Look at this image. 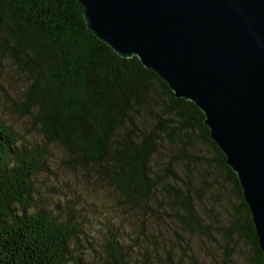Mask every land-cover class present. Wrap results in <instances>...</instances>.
Wrapping results in <instances>:
<instances>
[{
	"label": "trees",
	"instance_id": "trees-1",
	"mask_svg": "<svg viewBox=\"0 0 264 264\" xmlns=\"http://www.w3.org/2000/svg\"><path fill=\"white\" fill-rule=\"evenodd\" d=\"M0 59L25 77L18 112L40 133V141H32L0 117V264H65L82 232L74 212L33 205L34 182L49 173L48 145L64 150L67 170L112 189L125 208L154 211L153 204H162L180 232L211 238V225H203L196 211L199 192L185 148L191 137L212 150L210 165L226 176L240 201L243 224L233 222L223 237L251 245L254 256L245 264H264L237 176L211 139L203 112L176 99L137 57L122 58L99 41L76 0H0ZM145 115L154 122L147 132L138 127ZM164 141L175 154L158 169L153 159ZM176 165L184 167L183 177L172 169ZM201 180L200 188H208ZM119 233L107 230L103 264H189V246L178 231L176 247L161 249L146 233L141 236L148 244L139 236L127 243Z\"/></svg>",
	"mask_w": 264,
	"mask_h": 264
},
{
	"label": "water",
	"instance_id": "water-1",
	"mask_svg": "<svg viewBox=\"0 0 264 264\" xmlns=\"http://www.w3.org/2000/svg\"><path fill=\"white\" fill-rule=\"evenodd\" d=\"M88 29L204 114L264 260V0H76Z\"/></svg>",
	"mask_w": 264,
	"mask_h": 264
},
{
	"label": "rangeland",
	"instance_id": "rangeland-1",
	"mask_svg": "<svg viewBox=\"0 0 264 264\" xmlns=\"http://www.w3.org/2000/svg\"><path fill=\"white\" fill-rule=\"evenodd\" d=\"M26 87L25 77L6 59H0V117L6 124L16 128L28 139L40 141V133L31 127L28 116L18 112L17 104L23 102ZM154 126L148 116L138 121V127L147 132ZM49 173L37 176L34 185L37 190L33 205L38 210L66 214L74 212L80 222L81 234L71 244L65 264H103V244L109 228L119 231L127 243L135 237H142V243H149L145 237L157 241L158 248L175 246V233L183 236V243L189 246V264H245L253 258L254 249L238 236L228 240L223 237L233 222L243 224L237 211L240 201L231 182L218 169L210 165L214 155L207 145L191 137L188 149L192 165V184L196 187V211L203 225H211L212 237L203 234L180 232L170 211L153 204L152 210L134 211L121 205L112 189L105 190L94 183V179L80 171L67 170L63 161L67 155L57 145H48ZM175 150L164 141L158 145L153 159L155 168L167 167ZM184 176V167L172 168ZM156 170V169H155ZM199 177L209 184L201 189ZM201 180V181H202ZM158 211V212H157Z\"/></svg>",
	"mask_w": 264,
	"mask_h": 264
}]
</instances>
